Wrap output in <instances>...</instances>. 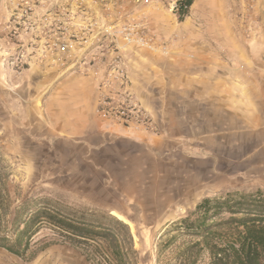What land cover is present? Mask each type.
I'll list each match as a JSON object with an SVG mask.
<instances>
[{"label":"crops","instance_id":"0c3cea01","mask_svg":"<svg viewBox=\"0 0 264 264\" xmlns=\"http://www.w3.org/2000/svg\"><path fill=\"white\" fill-rule=\"evenodd\" d=\"M192 33L189 44L176 42L174 53L161 55L158 66L130 59L133 93L157 119L159 135L104 122L96 114L97 83L48 66L29 70L13 89L5 80V93L15 97L12 105L4 104L6 124L47 145L60 162L72 155L76 163L91 164L106 183L117 182L120 167L124 182L139 185L127 172H145L133 163L150 159L160 166L172 160L175 194L181 177L197 185L200 199L264 188V29ZM41 102L44 112L36 108ZM81 150L83 158H76Z\"/></svg>","mask_w":264,"mask_h":264},{"label":"rangeland","instance_id":"374dc122","mask_svg":"<svg viewBox=\"0 0 264 264\" xmlns=\"http://www.w3.org/2000/svg\"><path fill=\"white\" fill-rule=\"evenodd\" d=\"M93 1L89 0V4L94 9L98 5ZM106 1L118 2L123 11L129 10V20L136 18L147 22L159 42L167 43L170 54L174 53L176 42H180L182 47L190 43L194 29H264V0H194L190 13L183 20L172 10V3L182 0H149V3H145L146 0ZM45 2L37 0L41 14L45 10ZM19 3L21 0H0V175L4 177L6 189L14 202L7 220L12 222L17 212L19 223H22L33 214L36 207H45L48 203L66 208L69 213L86 214L89 221L111 217L128 224L137 253L134 264H210L211 250L203 244V236L197 235L194 228L180 224L188 218L192 221L199 218L196 208L205 198H197V185H191L190 179L184 177L177 178L178 191L174 193L172 160H166L163 166L150 159L135 161L134 166L146 167L143 173L137 172L136 167L127 172L132 175L130 181L139 184L137 186H129L128 182H124L126 173L120 167L115 172L120 173L117 182L106 183L103 174L94 170L91 164L82 160L76 163L72 155L60 162L55 154L49 152L47 145L33 143L24 135V131L16 132L8 127L9 114L4 104L12 105L15 97L13 92L11 96L5 93L3 83L8 80L13 89L19 84L17 81L29 72L17 74L10 64L12 55L18 51L13 29L22 28L14 23ZM133 56L134 60L141 62L147 59L156 66L163 59L161 54L149 51H136L129 56V60ZM48 69L53 73L59 70L50 66ZM153 71L157 72V67ZM154 89L157 90L156 84ZM36 108L44 112L42 102ZM11 109L14 107L11 106ZM82 153V150L79 151L76 158H83ZM160 173L162 177H159ZM257 192L264 194V188L252 185L206 198ZM114 213L122 215L128 223ZM248 215V212H242L235 217ZM230 217L232 214L223 212L216 221H228ZM23 229L24 226L21 227ZM218 229L213 240L225 246V243L218 241L231 237L232 229ZM196 243L201 244L193 247ZM0 264L92 263L80 248L65 242L51 226L44 225L32 239L26 258L0 248Z\"/></svg>","mask_w":264,"mask_h":264},{"label":"built area","instance_id":"2783aa9c","mask_svg":"<svg viewBox=\"0 0 264 264\" xmlns=\"http://www.w3.org/2000/svg\"><path fill=\"white\" fill-rule=\"evenodd\" d=\"M93 3L98 7L93 9L89 0H46L41 14L37 0H21L14 23L22 28L13 29L18 51L10 64L20 75L50 66L90 77L101 93L96 109L101 120L159 135L157 119L133 93L129 54L149 51L167 56L169 46L159 42L147 22L129 20V10L123 11L118 2ZM177 9L174 1L172 10Z\"/></svg>","mask_w":264,"mask_h":264},{"label":"trees","instance_id":"16d2710c","mask_svg":"<svg viewBox=\"0 0 264 264\" xmlns=\"http://www.w3.org/2000/svg\"><path fill=\"white\" fill-rule=\"evenodd\" d=\"M193 3L194 0L178 1L175 14L180 20L188 16ZM13 204L11 194L6 189V181L0 175V248L20 258H26L32 239L44 225H49L65 242L80 248L92 264H134V256L137 254L134 249V236L129 225L120 220L109 217L89 221L86 214L69 213L66 208L47 203L45 207H36L33 214L22 223H19L20 217L16 212L11 222L7 218L11 215ZM223 212L232 214V217L228 221L217 222V217ZM242 212H248L249 215L235 217ZM196 213L199 215L196 221L188 218L180 224L194 228L197 235L203 236V244L211 250L210 264H264L262 192L205 198L197 206ZM222 227L232 229L231 237L218 241L225 243V246L213 240L215 232ZM200 244L196 243L193 247Z\"/></svg>","mask_w":264,"mask_h":264},{"label":"bare ground","instance_id":"6f19581e","mask_svg":"<svg viewBox=\"0 0 264 264\" xmlns=\"http://www.w3.org/2000/svg\"><path fill=\"white\" fill-rule=\"evenodd\" d=\"M114 215H115L116 217H118L119 219L124 220V221H126V222L128 223V221H127L122 215H120V214H118V213H114Z\"/></svg>","mask_w":264,"mask_h":264}]
</instances>
